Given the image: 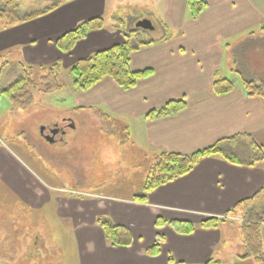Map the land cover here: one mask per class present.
<instances>
[{
    "label": "crops",
    "instance_id": "obj_1",
    "mask_svg": "<svg viewBox=\"0 0 264 264\" xmlns=\"http://www.w3.org/2000/svg\"><path fill=\"white\" fill-rule=\"evenodd\" d=\"M25 1L28 0L20 4L22 14L42 8H28L24 6ZM57 1L54 9L34 19L14 25L0 21V83L4 76L9 80L0 84L2 87L14 81L11 75L16 69L17 75L21 67L38 73L41 68L59 62L61 69L63 66L70 68L76 60L124 40L118 25L125 23H116L120 19L117 12L111 17V27L103 18V28L89 31L70 51L62 52L56 40L82 21L103 16L98 10H103L107 0ZM135 1L138 5L133 7L137 12L150 6L146 1L157 8L151 7L158 15L148 13L146 19L156 20L160 31L153 27L145 33L158 32V36L130 54L132 71L149 70L150 73L128 90L108 77L86 91L73 89L71 110L92 115L99 121L96 110H101L114 121L125 123L127 128L138 121V137L134 138L132 132L130 135L132 144H136L144 156L151 157L159 151L189 154L238 134L249 136L264 152V100L246 95L243 84L234 85L231 91L221 95L214 94L212 88L214 75L222 76L224 61L234 69L227 51L235 61L233 45L248 36H256L255 29L263 22L252 1L205 0L206 7L195 19L190 17L186 0ZM172 100H183L186 106L174 115L145 117L149 111ZM13 154L10 147L0 145V164L5 165L0 166V182L16 202L31 210H41L51 197L37 182L39 176L17 157L13 158ZM263 185V163L248 166L214 154L202 157L188 173L152 189L145 201L130 199L129 203L102 209L100 213L110 215L116 224L130 229L133 239L128 246H108L96 222L99 209L91 215L90 222V216H86L83 223L80 213L57 214L62 220L57 226L67 235L71 224L72 230H77L76 239L83 236L82 245L78 242L80 248H74L78 258L80 256L79 264H115L120 260L132 264L136 260L144 264H221L223 259L233 262L245 259L243 253L232 254L229 248L233 238L241 243L239 221L226 219L209 228L200 227L199 223L208 218L234 216L228 214V210ZM80 201L83 200L58 196L56 210L59 212L60 202ZM160 220L185 221L196 227L189 233H182ZM87 223L90 226H85ZM82 224L85 225L80 228ZM146 228H151V237L135 248L138 236ZM81 229L85 230L82 234ZM260 233L264 251V222ZM156 242L158 252H147ZM104 243L109 247L106 250ZM101 247L106 255L93 258V252Z\"/></svg>",
    "mask_w": 264,
    "mask_h": 264
},
{
    "label": "rangeland",
    "instance_id": "obj_2",
    "mask_svg": "<svg viewBox=\"0 0 264 264\" xmlns=\"http://www.w3.org/2000/svg\"><path fill=\"white\" fill-rule=\"evenodd\" d=\"M54 1L56 0H28L24 2V6L45 7ZM251 1L263 22L255 29L256 36H248L239 43H244L237 52L242 76L236 72L234 58L229 50L227 57H230L234 69L229 68L227 61H224L222 67L221 77L229 78L235 86L242 85L247 77L264 86V0ZM146 3L150 6L137 12L133 7L138 5L135 0H107L103 10H98L103 15L99 17L104 18L111 27V17L119 12L120 19L116 23L124 21L125 24L118 25V30L123 34L128 33L135 29L136 20L146 19L148 13L158 15L151 9L152 2ZM153 8L157 10L156 6ZM148 20L152 22L155 30L160 31L156 20L151 17ZM160 20L164 24L161 18ZM138 32L144 33L142 36H146L147 41L158 36V32L145 33L142 29H138ZM245 50V59L242 60ZM15 71L11 75L12 79H16L18 75H15ZM5 79L4 76L1 85L8 80ZM59 80L63 83L62 89L43 92L39 86L33 92L32 103L24 109H12L8 97L4 94L0 96V145L10 147L15 153L13 158L17 157L39 176L37 182L51 197L50 202L41 210H31L16 202L10 191L0 182V264H79L80 256L78 258L74 248H80L78 242L81 241L82 245L84 238L81 235V239H76L77 230H72L71 224L67 235L60 232L57 225L62 220L60 221L57 214L68 211L80 213L83 223L86 216H90V222L91 215L99 209L97 217L105 216L115 223L110 215L100 213L102 209L114 208L119 203H129L128 200L133 199L134 195L142 193L151 157L142 155L136 144H132L130 133L132 132L134 138L138 137V121L129 125V128L124 126L125 123L116 121L115 124L105 125L97 117H90L84 112H73L70 108L73 89L80 90L71 83L69 66H63ZM54 127L59 128L60 132L57 135H51L50 132L53 140L47 141L40 137L41 131L49 133ZM1 164V167L5 166ZM58 196L83 201L60 202L57 212L55 202ZM84 231L81 229L80 234ZM150 234L151 228H146L138 236L135 248L147 243ZM232 241V247H229L232 254H244L241 243L236 238ZM108 246L104 243L105 250ZM102 248L93 252V258L106 255ZM34 252L39 253L40 257L37 258ZM115 264L132 263L120 260ZM135 264L144 263L136 260ZM221 264L256 263L252 257H245L233 262L223 259Z\"/></svg>",
    "mask_w": 264,
    "mask_h": 264
},
{
    "label": "trees",
    "instance_id": "obj_3",
    "mask_svg": "<svg viewBox=\"0 0 264 264\" xmlns=\"http://www.w3.org/2000/svg\"><path fill=\"white\" fill-rule=\"evenodd\" d=\"M22 0H0V21L8 25H14L19 22L34 19L43 15L56 7L58 1L47 4L45 7L35 10L20 11ZM187 9L192 19L206 7L205 0H186ZM104 27L102 17H92L84 20L73 29L65 32L57 40L56 44L62 52H68L76 42L86 36L89 31L101 29ZM264 29V28H263ZM143 33L138 32V28L124 33V40L121 43L114 44L108 48L95 51L87 57L76 60L69 68L71 83L80 91H86L102 78H110L117 86L124 90L133 88L137 82L150 73L149 70L132 71L130 68V54L141 45L146 44L147 40ZM253 35V32L250 33ZM252 41V40H251ZM251 44V42H250ZM244 43L237 45L233 49L235 55V70L242 76L241 67L237 62V52ZM244 51L243 58L246 55ZM240 55V54H239ZM3 68V66H2ZM4 69H2L3 71ZM1 71V70H0ZM61 65L56 62L48 67H43L38 73L31 68L21 67L16 79L5 87L0 85V96L3 94L8 97L12 109H24L33 101V92L41 86L43 92H49L55 89H61L63 83L59 76ZM1 75V72H0ZM244 91L248 96H258L264 100V86L257 84L250 77L244 78ZM234 87L233 82L226 77L214 75L212 82L213 92L216 95L225 94ZM183 100H172L163 106L149 111L145 117L155 119L159 117L174 115L185 107ZM101 122L108 125L115 121L101 110H96ZM220 155L226 160L243 164L256 165L264 164V152L260 146L247 135L238 134L230 138L222 139L210 146L204 147L189 154H180L174 152L159 151L151 156V161L147 167L146 176L142 186V193L134 195V200L145 201L148 193L169 181H172L192 170L202 157L209 155ZM235 214L241 218L238 222L240 239L244 248V257H252L256 264H264V251L262 248L260 227L264 222V185L252 196L239 201L230 210L228 214ZM225 217L208 218L199 223L200 227H216L218 223L225 221ZM173 228L182 233H189L196 226L185 221H165ZM100 226L106 243L110 246H128L132 243V234L127 226L116 224L105 216L96 218ZM159 222V220H158ZM159 240V238H158ZM149 253L158 252V242L147 249ZM34 255L39 258L40 254Z\"/></svg>",
    "mask_w": 264,
    "mask_h": 264
},
{
    "label": "water",
    "instance_id": "obj_4",
    "mask_svg": "<svg viewBox=\"0 0 264 264\" xmlns=\"http://www.w3.org/2000/svg\"><path fill=\"white\" fill-rule=\"evenodd\" d=\"M135 27L141 28L143 30H152L154 26L150 20L141 19L135 23Z\"/></svg>",
    "mask_w": 264,
    "mask_h": 264
},
{
    "label": "flooded vegetation",
    "instance_id": "obj_5",
    "mask_svg": "<svg viewBox=\"0 0 264 264\" xmlns=\"http://www.w3.org/2000/svg\"><path fill=\"white\" fill-rule=\"evenodd\" d=\"M50 132H51V135H57V134H59V128H57V127H54V128H52V129H50L49 130V133L47 132V133H45V131H41V133H40V137L42 138V139H44V140H47V141H49V140H53L50 136ZM51 138V139H50Z\"/></svg>",
    "mask_w": 264,
    "mask_h": 264
}]
</instances>
